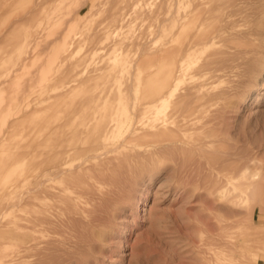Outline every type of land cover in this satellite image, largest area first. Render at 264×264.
<instances>
[{"label": "rangeland", "instance_id": "1", "mask_svg": "<svg viewBox=\"0 0 264 264\" xmlns=\"http://www.w3.org/2000/svg\"><path fill=\"white\" fill-rule=\"evenodd\" d=\"M191 1L195 0H174V2L173 0H0V133L23 118L20 122L23 125L19 123L10 127L12 133L7 138L0 136V142L6 141L0 145V189L10 181L18 185L19 194L26 192V188H29L35 179V174L29 175L30 161L34 157L38 158L35 156L38 154L37 145L43 142L40 139L46 138L41 136L38 139V135L34 134L36 127L39 125L38 130H42L40 135L47 134L46 126L58 118L59 112H64L63 115L67 113L64 115L66 117L64 122L68 119L66 123L72 125H68V128L73 126L75 128L76 125L73 129L78 131L76 133L78 135L80 132L81 140L89 135L83 129L77 130L84 128L82 127L84 117H94L92 114L98 115L100 110L109 108H114L111 110L113 115L130 116L129 114L132 113L131 118L129 117L124 124L125 128L121 129L113 140L115 148L123 141L124 145L116 153L108 154L107 158L116 156L123 158L130 151L134 156L133 159L135 158L132 160L134 162L130 163L133 169H128L118 158L119 161L117 159V162H112L114 167L106 161L105 170L99 172L100 174L96 171L91 173L97 175L96 177L92 175V181L99 191L95 192V195L81 192L82 194L78 196L86 212L74 222L63 224L57 231L60 232V236L56 239L60 246L56 241L54 242L56 246L44 245L47 249L44 251L47 254L44 253V257L48 256L52 261L56 259V264L57 262L58 264H203L201 262L203 255L199 254L205 252L203 249L200 250L202 244L211 243L209 237L212 232L218 227L216 231L219 234L220 223L227 222L234 224L241 222L245 229L231 230L234 231V235L229 246L237 261L241 264L245 262L264 264V5L262 0H236V3L240 4L239 12L229 18L221 19L218 24L220 27L225 23L231 24L230 27L221 32L223 36L221 38L212 32L215 38L208 46L193 49L192 59L186 67L185 78L180 84V92L190 85L192 86L188 88L190 92L195 88L190 93L192 95L194 92L192 96L199 95L201 91H206L208 94L211 91L210 96L214 95L207 98L208 100L203 92L196 96V99L203 97L201 101L198 99L202 105L198 104L195 96H190L188 99L192 103L190 107L194 109L188 111L191 115L186 129H191L194 138L201 136L203 142H208L210 153L206 157H202L201 153L192 157L184 156L180 150L170 149L150 157L154 147L147 146L144 142L150 131L149 124L156 116L155 112L163 110L162 113H166L171 105L155 110L147 104L144 96L145 70L142 67H146L145 62L149 60L155 62V59L161 60L162 55H158L155 50H160L173 36V28H167L171 27V23L162 21L177 16L178 8L184 7ZM242 9L243 12L240 11ZM202 13L197 14L202 15ZM203 17L204 14L198 18L202 20ZM238 23L239 26L235 25ZM250 23L251 27H249ZM163 31L166 32L165 35L161 33ZM228 37H235L236 40L226 43L223 38ZM141 45L154 52V55L144 56ZM226 51L231 52L233 57L240 51L246 53L244 56L240 54L239 59L236 57L231 59L232 56L226 54ZM214 52L215 55H224L226 58L218 55L222 60L207 59V54ZM209 61L211 64L215 61L212 65L217 67L213 66L212 69V65H208ZM220 63L223 68L218 65ZM228 64L234 66L229 68ZM204 65L211 69L208 68L207 71ZM203 69L204 72L201 71ZM219 75L223 77L219 79ZM213 76L216 77L212 78ZM257 78L260 80L259 85L256 83ZM206 79L209 84L206 83ZM213 80L215 83H212ZM196 82L198 84H195ZM196 87L199 89L198 92ZM129 88L132 90L130 91ZM223 90H227L228 93ZM89 94H95L97 97L96 101H92L93 104L88 102L89 98L88 101L86 99V96L90 97ZM125 98L130 99L125 102ZM82 101L84 104L81 103ZM113 102L117 103L116 106ZM72 103L75 105H71ZM89 103L91 105H88ZM78 104L85 107L82 108ZM118 104L120 111L116 109ZM73 107L74 109L76 107V110ZM52 108H57L58 112L54 109L56 110L54 113ZM70 109L73 112H70ZM80 109L84 110L82 111L84 113L80 114ZM62 116L59 115V118ZM71 118L78 121V124L70 120ZM130 138H134L133 141H130L132 140ZM130 148L133 150L131 151ZM145 151H149L148 154L144 153ZM136 154L143 156L136 158ZM37 158H34V164H37ZM119 162L124 164L121 165L123 170L120 166L118 169ZM221 162L224 163L222 164L225 167L224 174L212 170V167L217 166L216 163ZM97 165L101 167L102 162L92 161L85 167L97 168ZM244 165L250 166L254 173L261 176L260 184L255 186L257 196H253L241 187L240 180L243 179L241 177L235 180V185L226 181L225 174L233 173L234 176H238ZM120 172L126 176L123 177ZM153 173L159 174L154 175L149 188L144 186L146 190L142 192L141 201L136 209L131 210L128 199L130 194L135 192L136 183L141 180V176ZM25 175H29V178L22 182ZM98 175H104V178L100 177L97 181L95 178L99 177ZM107 176L109 177L106 178ZM108 180H112V184ZM123 181L124 184H120ZM221 182L224 187L219 184ZM221 187L224 188V194L230 192L228 190L232 191L222 198L221 192L218 191ZM108 197L116 201H111ZM82 199H87L88 202ZM95 206H100V209ZM88 209L92 210L87 212ZM111 209L113 211L110 214ZM63 218L64 220L55 218L54 221L66 223L67 218ZM6 220L7 217L3 222ZM80 222L83 227L88 225L90 230H86V226L85 230H79L83 228ZM63 227L66 235L63 234ZM72 228L74 231H71ZM75 234L78 238H75ZM243 234L246 235L245 238ZM61 235L66 237L63 239ZM70 235L71 239H69ZM223 239L224 243L229 242L228 237ZM88 241L93 245L86 243ZM222 250L219 245L209 246L207 257L224 254ZM54 252H59L55 253L59 257L56 255L53 259ZM36 257L31 256L29 263L38 264ZM43 260L44 264L54 263L45 258Z\"/></svg>", "mask_w": 264, "mask_h": 264}, {"label": "bare ground", "instance_id": "2", "mask_svg": "<svg viewBox=\"0 0 264 264\" xmlns=\"http://www.w3.org/2000/svg\"><path fill=\"white\" fill-rule=\"evenodd\" d=\"M173 2H174V0H173ZM262 2L264 5V0H262ZM239 6H240V4L236 3V0H195L194 2H192V1L189 2V4L186 3L184 5V7H182V6L179 7L178 8L179 10L177 12L178 15L173 17L171 20L168 18L169 20L166 19V20L162 21L165 23L167 21L169 23H171L170 24L171 27H167V28L168 29L173 28L174 32H173V36L167 40V43L165 45H163L160 50H158V49L155 50L158 55L159 54L162 55V57L160 58L161 60L155 59L156 62L149 60L147 63L145 62L146 65L144 64L146 67H142L145 70V77L144 78L146 80L145 85H144V96L147 100V104L149 106H152L151 108H154V109L156 108L157 110H159V108H161L163 106L171 105V107H170L169 111H167L166 113H162V112H164L163 110L158 111L157 113L155 112L156 116H154L152 118L151 123L149 124L150 131L148 132L147 137L144 139V142L147 146L149 145L151 147H154L152 153L150 152L151 153L150 157L151 156L155 157L157 155L162 154L163 152H167L168 150L170 151V149L180 150V151H182L184 156L190 155L192 157H194V155L197 153H201L203 155V156L201 155L202 157H206L207 154L210 153V150L208 149V147H209L208 142H203L201 140L202 139L201 136H199V138H194L192 136L191 129H189V128L186 129L188 126L189 116L191 115V114H189L188 111L189 110L191 111V109H194L193 107H190V105L192 103L189 102L188 99L190 96L193 95L194 92L192 93V95L190 93L195 88H193V90H191V92H190V89H188V88H190L192 86L190 85V87L187 88L185 85V87L187 89L183 87L184 88L183 92H180V84L185 78L186 67L189 65L190 59H192L191 57L193 54V49L196 47L208 46L210 43H212L214 41V38H215V37H213L214 34H216L217 37H219V38L223 37L221 32H223V30H225V28L228 29L231 24L225 23L227 26H225V24H224V26L220 27L218 25L219 22H221V19H223V18L224 19L229 18L232 14L236 15V12L237 13L239 12ZM244 9H246V6L244 7ZM248 9H250V7H248ZM240 11L243 12V9ZM157 12H159V11H157ZM200 12L201 13L203 12L202 15L197 14ZM203 14H204V17L202 20H200L198 17L203 16ZM161 20L159 19V21H161ZM235 25L239 26V23L235 24ZM250 25H251V23L249 24V27L252 26V25L251 26ZM237 26H231V27H237ZM212 32H214V34H212ZM161 33L163 35L166 34V32H164V31ZM229 37H230V35H229ZM229 37L223 38V40L226 41V43H231L234 40H236V38H235L236 36L234 38H229ZM239 37L242 38L241 36H239ZM248 38L249 37H247V39ZM141 50H142V53L144 54V56H149L150 54L154 55V52H150V49H147V47H142V45H141ZM243 50H244V48H243ZM219 52H221V51H219ZM222 52L224 53V50ZM227 52L228 51H226V54H230L232 56V57L229 56L231 59L234 57L238 58V56H240V54H241V56H242V54L244 56V54L246 53L243 51H240V52L236 51L237 53L234 54V57H233L231 52H229V53H227ZM217 54H218V52H217ZM218 55H220V54H218ZM218 55H215V52H214V54H210V55L207 54L206 57H207V59L209 58L210 61L215 60L217 58H218V60H220V59L222 60V58H221L222 56L226 58V56H224L225 53H224V55H220L221 57H219ZM206 57H205V59H206ZM229 57H227V58H229ZM218 60H215V61H218ZM225 60H227V59H225ZM234 60H236V59H234ZM234 60H232V62ZM210 61L208 62V65L211 64ZM215 61L213 62L214 64H215ZM227 62H229V61H227ZM221 63L218 65L221 66ZM234 64L236 65V63H234ZM144 65H142V66H144ZM231 65L229 66V64H228L229 68L231 67ZM213 66L217 67V65H212L211 66L212 69H214ZM208 68H210V67H208ZM208 68H206V66H205V69H207V71L209 70ZM221 68H223V66H221ZM221 68H219V69L221 70ZM215 69H217V68H215ZM201 71L204 72V69ZM201 71H200V73H202ZM217 71H215V72H217ZM115 72L116 71L114 70L113 73H115ZM241 72L243 73V71H241ZM219 76H220L219 79H221L223 77L222 75H219ZM215 77L216 76H213L212 78H215ZM260 77H261V75L259 76V79H260ZM212 78H210V79H212ZM259 79L258 78L256 79V83L258 85L260 84V80H261V79L260 80ZM207 82H208V80L206 81V83ZM199 83L201 84L202 82L199 80ZM212 83H215L214 80ZM195 84H198V82H196ZM195 84L193 86H195ZM207 84H209V83H207ZM204 85L205 84L203 83V86ZM187 86H188V84H187ZM197 87H199V86H197ZM256 89H258V88H256ZM129 90L131 91L132 88H129ZM198 90L199 89L197 88L196 92H198ZM120 91H122V90H120ZM223 91H225V90H223ZM201 92H203L207 95V96H205L206 99L211 97V96H214V95L210 96L211 91L209 94H208V92L206 93V91H201ZM222 92H220V93H222ZM225 92H227V90ZM200 93H199V95H200ZM248 93H250V92H248ZM89 95H90V97L86 96V99L89 98L90 100L87 99V101L89 100L88 102H91V104H93L92 101L93 102L96 101L97 97H95L96 96L95 94L94 95L89 94ZM129 95H131V94L129 93ZM129 95H128V97H129ZM199 95H196V96H199ZM194 96H195V94H194ZM194 96H192V97H194ZM196 96H195V99H196ZM217 96H219V95H217ZM124 97H126V96H124ZM205 97H204V99H205ZM251 98L253 99V95ZM110 99L112 100V98H110ZM125 99H126L125 100V102H126L130 98H125ZM198 99H199V101H201V100H203V97H201V99L199 97ZM198 99H196L197 102H199ZM112 101H114V100H112ZM253 101H255V100H253ZM109 102H110V100H109ZM116 102H113V103H115L114 106H116V104H117ZM81 103L84 104L83 101ZM211 103H208V104H211ZM73 104L74 103H72L71 105H73ZM91 104L89 103L88 105H91ZM198 104L202 105L201 102H199ZM130 105H131V103H130ZM58 106H61V105H58ZM199 106H197V107H199ZM80 107L84 108L85 106L84 107L80 106ZM118 107H119V104L116 107V109H118V111H120L121 108L119 109ZM204 107L205 106H203V108ZM79 108H77V109H79ZM88 108H89V106H88ZM88 108L86 107L87 110H88ZM54 109L57 110V108H54ZM54 109L52 111L55 113L56 110L54 111ZM58 109H59V107H58ZM73 109H74V107H73ZM112 109L114 110V108L100 110L98 115H96V113L92 114V116H94V117H90V118L84 117V119H85V120L83 119L84 120V126L82 125V127H84V128H80V129L77 128V130H79V131H81V129H83L84 132L87 131L89 133V135H87V137L84 140L80 139V136H79V135H81L80 132H79V135L76 134V133H78V131L74 130L76 128V125H75V128L73 126L74 129L68 128V125L69 126H72V125L66 123V121L68 119L65 120V122H64V118L66 119V117L64 115H67V113L63 115L62 113H64V112H62V111H61L62 113L59 112V115H61V116L63 115L62 118L61 117L59 118V115H58L57 116L58 118H56L55 120H53L51 122L48 121L49 123L46 126V131H47L46 133L47 134L40 135L42 130H38L39 125L36 127V131H35L36 133H34V134L38 135V139H40L41 136H44L46 138L40 139L43 142H40L37 145V153L38 154L35 156H38V158L34 157V158L38 159L37 164H34V161H33L34 158L30 161L31 167L29 170V172H30L29 175H32V173L35 174L34 175V177H35L34 181L30 184L29 188H26V192H24L23 194H19L18 190H17L18 185L17 184L15 185L10 181H8V183L6 185H4L3 188L0 189V264H30L29 258L31 256L32 257L37 256L38 257V261L36 260L37 263L38 264H44V262H43L44 258L49 260L48 256L44 257V253H45L44 251L45 250L47 251L46 247L44 248V245L46 246V244H47V245H50V247H52L51 245H53L55 241L58 242V240H56V239H57V236H60V232H57V231H59V229L62 227V225L67 224V223L69 224L72 221L74 222V220L77 219V217L81 216L83 213L86 212V209H83V205L80 203L79 198H78L80 193L81 192L82 193L87 192V194H89V193L93 194L94 193V195H95V192L99 191V188H97V185H95V183L92 181V177L95 175H93L91 173L94 171L99 173V172H102L103 169L105 170V168L107 167L106 161L110 162L111 166H113L112 162L116 161L118 158L120 160H122L123 163L126 164L128 169H130V170L133 169V168L131 169L132 164H130V163H133L134 161H132V160H134L135 158L133 159L134 156H132V153L130 151H129L130 153L129 152H128L129 154L126 153V155H124L123 158H120V157L117 158V156L115 158L114 157L110 158V159H108L109 157L107 158L108 154L116 153L117 150L124 145L123 144L124 141H123L122 143L119 144V146H117L115 148L113 146L114 145L113 140L117 137V135H119L120 130L125 128L124 127L125 122L127 121V119H129V117L131 118V115H132V113L129 114L130 116L125 115V114H123V116H120L117 114L113 115L112 111H111ZM127 109H129V108H127ZM201 109H202V107H201ZM70 110H71L70 112H73L72 109H70ZM74 110H76V107ZM63 111H64V109H63ZM82 111H84V110L80 109V114L84 113ZM56 112H58V110ZM139 112H142V111H139ZM190 113H192V112H190ZM24 114H26V113H24ZM85 114H87V112ZM77 115H79V114H77ZM121 115H122V113H121ZM190 118H192V116ZM21 119H23V118H21ZM21 119H18V122H15L11 126H9V128L7 127L6 130L2 131L0 133V136H2L3 138H7L8 135L10 133H12L10 131V127H12L14 125L15 126L18 125L20 122H22ZM70 120H73V122L75 121L74 118L73 119L71 118ZM71 122H69V123H71ZM76 123L78 124V121ZM20 124L23 125V123H20ZM71 124H74V123H71ZM81 124H80V126H81ZM77 127H78V125H77ZM17 128L18 127H16V129ZM205 136H207V135H205ZM127 137H129V136H127ZM135 137H137V136H135ZM125 139H129V138H125ZM130 139H132V138H130ZM133 139L130 141H133ZM5 142L6 141L0 142V145L5 143ZM127 142L129 143V141H127ZM137 143L140 144V142H137ZM132 144L133 143H131V145ZM127 145H125V146H127ZM140 145H142V144H140ZM135 146H136V144H135ZM128 147H130V146H128ZM132 150L133 149H131V151ZM136 152H138V151H136ZM146 152L148 154L149 151H145L144 153H146ZM123 153H124V151H123ZM123 153H120V154H123ZM147 154H146V156H148ZM142 156L143 155H141V154H136V158L142 157ZM121 157H122V155H121ZM37 159H35V161ZM119 159H118V161H119ZM146 159L150 160L149 157L148 158L146 157ZM154 160L156 162L155 158H154ZM159 160H160V158H159ZM92 161H98V162L100 161V162H102V166L100 165L101 167H99V165H97V168H95L93 166L91 168L85 167V165L87 163L92 162ZM138 161H139V159H138ZM150 161H149V163H150ZM123 163H120V165H118V163H117L118 169H119V166L121 167L120 169H122V166L124 165ZM222 164H224V163L223 162L218 163V164L216 163L217 166L212 167V170L216 171V173H218V174H224L225 173V167L222 166ZM142 165H143V163H142ZM142 165H140V166H142ZM148 166L149 165H147V167ZM134 167H135V165H134ZM109 168L107 169V171L109 170ZM127 168H125V169H127ZM111 169H113V168L111 167ZM116 169L117 168L115 166V170ZM128 169H127V171L130 173V170H128ZM113 170H110V171L112 172ZM125 171H124V173H126ZM96 172H95V174H96ZM124 173L122 172L121 175L123 176ZM130 174H132V173H130ZM157 174H159V173H156V174L153 173L150 175L141 176V180L136 183L137 188H136L135 192L130 194L129 199H128L129 208L131 210L136 209V207L138 206V203L141 201V198L143 195L142 192L144 190H146V188L144 189V186L148 187L150 182L152 181L154 175H157ZM239 174L240 175H238V176H234L233 173L232 174H230V173L225 174V177L227 178L226 179L227 183L235 185V183H234L235 180L241 177V178H243L242 180H240V184L242 183L241 187L243 189H246L247 191H249L253 196H257L258 192L256 191L255 186L260 184V181H261L260 174L254 173L250 166H245V165H244L243 169L240 170ZM29 175H27V176L25 175V177H23L21 181L25 182L26 179L29 178ZM108 175H110V174H108ZM117 175L119 177V173ZM125 176L126 175H124L123 177H125ZM100 177L104 178V175H102V176L100 175L99 177H97L95 179L97 180ZM108 177L109 176H107L106 178H108ZM128 177H129V175H128ZM111 178H113V177H111ZM219 178H221V176ZM114 179H115V176H114ZM117 179L118 178H116V180ZM124 179H126V178H124ZM126 180H129V179H126ZM97 181H99V180H97ZM108 181H110V180H108ZM110 182L112 184V180ZM118 182H120V181L118 180ZM120 184L123 185L124 181H123V183H120ZM219 184H221L224 187L223 182H221ZM114 186L115 185L113 184L112 188ZM120 187H121V185H120ZM123 187H125V185ZM117 189L118 188H116V191L119 192V190H117ZM181 190H183V189H181ZM120 191H122V190L120 189ZM218 191L221 192V197L223 198L224 196H226V194H230L232 190H228L230 192H226L224 194V192H223L224 188L221 187V188H218ZM104 193H102V195H104ZM90 196H92V195H89V197ZM109 196H112V195H109ZM194 196H196V195H194ZM103 197L107 198L106 196H103ZM108 198H110V197H108ZM82 200H86L88 202L87 199H82ZM96 200H95V202H96ZM112 200H113V198L111 199V201ZM99 201H102V200H99ZM113 201H116V200H113ZM82 202H84V201H82ZM103 202H105V201H103ZM99 203L102 206V203L101 202H99ZM105 203H107V202H105ZM97 204L98 203H96V205ZM103 206H105V205L103 204ZM84 207H86V206H84ZM99 207H96V208H99ZM89 208H91V207H89ZM108 209H109V207H108ZM91 210L88 209L87 212H89ZM111 211H113V210L112 209L110 210V212H109L110 214L112 213ZM124 211H126V210H124ZM88 216H90V215H88ZM105 216H106V214H105ZM121 216H118V217H121ZM6 217H7V220L5 222H3V219ZM63 217L67 218L66 223L65 222L59 223V222L54 221L55 218L64 220ZM79 219H81V218H79ZM81 220H83V219H81ZM104 220H105V217H104ZM96 221H98V220H96ZM106 221H108L107 217H106ZM73 225L75 227H77V225H75V224H73ZM81 225H82V223H81ZM79 226L80 225H78V228H79ZM75 227H73V228H75ZM82 227H83V225H82ZM84 227L82 229L80 228L79 230H81V231L85 230ZM88 227L86 228V230H90V228L88 229ZM73 228L71 231H74ZM96 228H97V226H96ZM233 229L245 230L244 226L241 222H236L235 224H234V222H227V223H220V230L221 231L219 234L216 231V230H218V227L212 232L213 234H211V237H209V238H211V243L210 242H209V244L207 242L203 243L202 247L200 249V250L203 249L205 251V252L199 253L200 255H203V257H202L203 259L201 260V262L203 264H241V263H239V261H237L238 259L236 258V256L234 257V255L232 253V248L229 246L230 242L233 240L232 235H234V231L233 232L231 231ZM64 230L65 229L63 227L62 231L64 232ZM66 231H67V229H66ZM74 233H76V231ZM63 234L66 235L65 232ZM78 234H80V233H78ZM81 235H80V238H81ZM245 236L246 235L243 234V238H245ZM62 237L64 239V237H66V236H62ZM82 237H83V235H82ZM227 237L229 239L228 240L229 242L224 243L223 238H227ZM44 238H46V239L44 240ZM75 238H78V237H76V234H75ZM95 238H97V237H95ZM69 239H71V235H70ZM89 239L91 240L90 237H89ZM92 239H94V238H92ZM83 241H85V240H83ZM203 241L204 240H202V242ZM86 243L92 244L89 241ZM57 244L60 246L59 242ZM54 245L56 246V244H54ZM63 245H61V246H63ZM218 245L221 248H223L222 252H225V253L220 254V255H216V256H210V258H208L207 257V251L209 249V246H218ZM55 250L57 251L58 249L55 248ZM55 253H59V252H54L53 257H52V254H50V257L55 259L56 255H57ZM45 255H47V254L45 253ZM205 255H206V257H205ZM66 259H67V257H66ZM49 261H52V260H49ZM55 261H56V259H55ZM55 261H54V263H55ZM58 263L59 262H57V264ZM34 264H36V263H34ZM60 264H63V263H60ZM244 264H248V263L245 262Z\"/></svg>", "mask_w": 264, "mask_h": 264}]
</instances>
